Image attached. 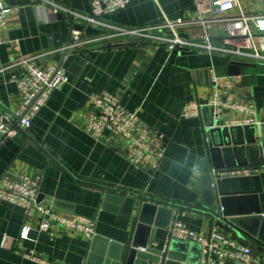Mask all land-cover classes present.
Segmentation results:
<instances>
[{
  "label": "crops",
  "instance_id": "obj_1",
  "mask_svg": "<svg viewBox=\"0 0 264 264\" xmlns=\"http://www.w3.org/2000/svg\"><path fill=\"white\" fill-rule=\"evenodd\" d=\"M56 1L77 13L92 10V0ZM0 3L10 8L0 35V119L21 105L13 78L19 71L13 64L20 59L35 57L40 65L61 66L69 77L50 94L28 129L0 142V177H38L40 202L63 215L87 218L95 232L92 238L62 227L41 232L35 210L26 213L0 199V264H200L195 242L175 240L164 251L169 225L179 220L207 236L215 226L213 210L221 206L239 220L243 242L264 249V138L256 132L255 146L243 145L235 157L225 155L227 161L247 162L235 166L249 167L248 174L221 177L209 163L205 134L214 118L212 108L204 106L200 116H184L188 103L208 100L214 71L224 78L239 77L228 91L230 100L256 108V116L226 108L221 124L243 126L234 122L246 118L264 124L263 62L216 50L170 52L162 43L134 36L106 37L108 27L86 23L70 12L55 16L51 5L36 0ZM193 7L194 0H132L101 20L130 29L161 24L165 16H185ZM240 11L264 14V0H237L227 15ZM74 31L80 32L82 42L65 49ZM177 31L185 39H198L203 33L198 24L179 26ZM211 37L214 44L221 43L218 26L211 29ZM232 64L240 65L241 71L233 72ZM107 92L136 111L157 136L155 148L164 156L154 172L127 160L128 145L122 137L107 132L96 138L85 130L92 98ZM219 179H227L220 190ZM23 225L30 226V239L20 238ZM220 227L238 237L236 231ZM136 243L147 244L159 261L132 254ZM251 264H264L263 253L253 252Z\"/></svg>",
  "mask_w": 264,
  "mask_h": 264
},
{
  "label": "built area",
  "instance_id": "obj_2",
  "mask_svg": "<svg viewBox=\"0 0 264 264\" xmlns=\"http://www.w3.org/2000/svg\"><path fill=\"white\" fill-rule=\"evenodd\" d=\"M38 3L51 5L53 15L70 12L73 16L86 23H96L108 27L106 37L134 36L139 40L151 43H162L167 50H200L221 51L232 57L256 60L264 63V14L248 15L240 11L235 15H227L237 3V0H194V7L185 16L165 20L161 24L145 25L125 29L104 23L101 17L106 14L126 8L132 0H92L90 14H81L65 8L56 0H36ZM10 8L0 3V35L5 27L6 16ZM198 24L203 33L198 39H185L178 34V27ZM219 27L221 43L214 44L211 29ZM166 29L167 33H161ZM160 31V32H159ZM2 42L0 36V43ZM79 31H74L65 49H75L81 44ZM13 66L19 71L13 75L21 96L20 107L13 114L2 113L0 119V142L5 138L15 137L21 130L30 127L31 121L46 105L50 94L69 81L66 70L56 65H40L35 57L22 58ZM239 78V77H238ZM235 76L220 77L212 71L213 91L208 100L203 103L192 101L184 108V116H200L204 106L212 108L213 117L219 119L224 109L246 112L256 116V108L252 104L231 101L228 91ZM91 112L85 116V130L99 138L109 132L122 137L127 142V160L135 166H147L154 172L161 160L163 152L155 148L157 136L141 121L136 111L127 109L120 99L111 93H104L91 100ZM238 125L261 126L263 121L258 118L236 120ZM221 177L244 176L250 172L249 167L235 166L213 169ZM39 178L26 175L0 177V199L24 208L26 213L35 210L40 223L41 232L52 231L56 227L82 231L88 238L95 235L94 228L85 217L77 214L63 215L51 206L39 201ZM224 207L213 210L215 226L207 236L190 229L179 220H173L168 228L164 251L175 240L192 241L198 244L201 252L200 264H251L253 261V246L240 240L236 235H230L222 227L231 230L222 215ZM31 228L23 225L20 238L30 239Z\"/></svg>",
  "mask_w": 264,
  "mask_h": 264
},
{
  "label": "water",
  "instance_id": "obj_3",
  "mask_svg": "<svg viewBox=\"0 0 264 264\" xmlns=\"http://www.w3.org/2000/svg\"><path fill=\"white\" fill-rule=\"evenodd\" d=\"M179 52L183 54L190 53V51L186 49L180 50ZM206 126L207 127L205 129V134L209 152V163L215 169L246 164L247 162H245L244 160L241 162L239 158L234 161H227L225 155L229 157V154H233V156L235 157L238 150L243 149V145L245 146L244 149H250V147L255 146L258 142L256 138V132H259L262 138H264V124H262L261 128L257 131V129L250 128V126L248 125L225 126L221 124V121L219 119L213 118L211 122ZM17 136H19V134ZM202 170H209V166H207V168H203ZM225 181H227V179H219L216 181L218 189L221 188V185ZM222 215L224 216V221L228 225V227L237 232L239 239L242 241H246L245 237L240 231L243 229L240 226L239 220L229 215L225 208L222 211ZM131 252L132 254H136L138 256H148V258L153 257L154 259H156V261H159L160 259L159 256H152L149 253L147 244H132ZM253 252L255 254H259L260 252H262L264 255V249L259 246L256 248L254 246ZM160 254L161 253H158V255Z\"/></svg>",
  "mask_w": 264,
  "mask_h": 264
},
{
  "label": "trees",
  "instance_id": "obj_4",
  "mask_svg": "<svg viewBox=\"0 0 264 264\" xmlns=\"http://www.w3.org/2000/svg\"><path fill=\"white\" fill-rule=\"evenodd\" d=\"M231 68H232L233 72H240L241 71V66L240 65L232 64Z\"/></svg>",
  "mask_w": 264,
  "mask_h": 264
}]
</instances>
